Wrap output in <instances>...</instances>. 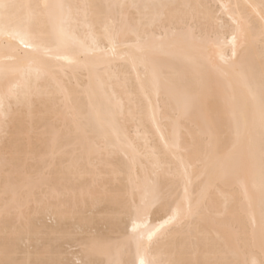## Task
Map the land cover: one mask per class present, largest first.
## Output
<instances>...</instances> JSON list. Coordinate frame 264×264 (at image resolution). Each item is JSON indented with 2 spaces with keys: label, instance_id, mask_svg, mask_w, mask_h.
Wrapping results in <instances>:
<instances>
[{
  "label": "snow or ice",
  "instance_id": "6c2138e0",
  "mask_svg": "<svg viewBox=\"0 0 264 264\" xmlns=\"http://www.w3.org/2000/svg\"><path fill=\"white\" fill-rule=\"evenodd\" d=\"M221 7L232 10V6ZM212 8L210 4L163 0L131 5L0 0V137L4 141L0 157V264H104L98 258L103 250L100 237L87 219L62 235L60 247L45 246L40 234L33 233L32 214L39 213L47 201L43 185L49 189L55 186L58 191L72 187V165H62L57 175L29 171L31 148L19 136H12L18 121L24 127L34 119L42 78L74 71L88 72L95 90L108 100L104 103L90 92L87 101L74 106L73 99L66 97L57 111L65 125H74L76 135L92 148L89 160L96 155L103 158L105 152L116 153L109 160L112 167L106 169L111 175L98 189L108 214L117 223H125L124 259L110 260L109 264H264V0L247 5L227 26L216 27L215 20L210 29L202 26L199 37L186 18L176 23L185 10ZM127 10L139 15V23L133 16L121 27ZM82 30L87 35L77 39ZM225 43L231 56L217 59V53L225 51ZM194 44L198 47L193 48ZM257 45L258 61L254 54ZM114 61H121L129 75L136 72L132 85L127 76L124 78L130 114L139 111V106L133 107V89L138 82L147 92L146 103L152 108L154 122H158V108L161 115L196 113L194 124L202 135L189 140L174 132L166 141V151L158 150L147 139L138 145L122 137L117 109L122 114L123 106L119 101L114 106L108 93L114 79L110 73L105 77L100 72L102 67L110 69ZM233 78L243 84V95L236 93ZM210 90L219 103H211ZM56 126L54 122L45 133ZM225 129L227 134L222 138ZM225 143L233 145L227 153L223 151ZM145 158L151 170L144 185L134 186L129 196L127 186L121 183L123 176L133 167L139 171V162ZM181 185L185 198L189 186L200 191L199 198L192 197L187 207L184 198L177 203ZM236 186L246 193L241 208L250 218L251 231L247 227L238 230L219 246L191 232L172 235L204 212L213 193H220L227 213L230 205L226 194ZM137 191L147 195L138 200ZM160 209L173 214L149 233L146 245L136 221ZM128 221L133 224L131 232H127Z\"/></svg>",
  "mask_w": 264,
  "mask_h": 264
},
{
  "label": "bare ground",
  "instance_id": "6f19581e",
  "mask_svg": "<svg viewBox=\"0 0 264 264\" xmlns=\"http://www.w3.org/2000/svg\"><path fill=\"white\" fill-rule=\"evenodd\" d=\"M18 2H28V0H18ZM35 2V0H33ZM44 2V0H39ZM50 3H112V4H136L144 2H153V0H48ZM160 2V0H155ZM163 2L173 4H191V5H213L212 9H188L181 13L180 18L176 20L177 24H181L183 19H187L192 30L199 33L203 27L211 28L213 20L216 21V27L221 25L227 26L241 12L246 10L247 5L259 4L260 0H163ZM221 6H232L229 10ZM236 6H240L238 9ZM258 11V9H257ZM135 17V22L139 23V15L135 14L134 10H127L123 14L121 27H124L129 18ZM194 21V22H193ZM171 23V20H169ZM87 35L83 30L78 34L77 39H83ZM159 35V32H157ZM223 39V36H221ZM228 39H231L229 35ZM125 43H132L126 41ZM104 45L101 44V47ZM198 45H193V48ZM255 57L259 60L260 52L258 45L255 48ZM40 55V54H37ZM120 55H124L121 53ZM220 55L226 58L231 56V48L225 43V51L217 53V59ZM56 67V66H54ZM101 75L107 77L110 73L114 82L109 84L108 93L115 102H121L123 112L117 109V114L120 116L119 134L126 138L127 141L143 145L147 139L154 147L160 151H166V141L173 133L178 138L187 137L189 140L193 136L199 137L202 132L195 127L196 113L191 115L181 114L177 112L174 116L168 114L161 115L160 109L156 110L158 122L152 120V108L146 103L147 92L136 82L133 89L136 103L133 107L139 106V111L130 114L127 107L128 93L124 90V78L128 77L129 85L135 81L136 72L128 74L127 69L122 67L121 61H114L112 67H102ZM95 77V72L92 73ZM119 76L117 81L115 77ZM233 87L238 95L244 94L243 84L236 78H233ZM40 87V98L34 104V119L29 120L27 126L21 127L20 122L12 129V136H19L20 139L31 148L29 155L28 169L32 171L36 169L41 174L57 175L59 168L64 165H72V187H64L62 190H57L55 186L49 189L47 184L43 185L42 195L47 196L45 207L39 213H33L31 227L33 233H39L45 246L60 247V238L63 234L70 231L87 219L92 225L93 230L99 235L102 245V251L98 258L102 259L104 264H109L110 260H122L123 249L125 247V223H117L107 212V207L104 206L100 199V191L105 181L111 175L106 169L112 167L109 163L110 157L115 158V151L112 153L105 152L103 158L99 155L89 160L92 154V148L83 142L77 135L74 125L66 126L57 107H63V101L66 97L72 98L75 102L83 103L88 100L91 92L94 97L99 96L107 103V96L103 92L95 90V81L90 79L88 72H72L58 73L42 78ZM83 99L80 100L79 98ZM153 101L155 96L152 97ZM209 100L212 104L219 103V97L209 91ZM100 101H97L99 106ZM163 103V102H162ZM168 113L172 112L171 107H168ZM59 117V119H58ZM56 127L45 133V128L52 129L53 123ZM31 134V136L29 135ZM227 134V129L221 133L223 138ZM163 137L164 139H161ZM3 138L0 137V157H2ZM233 148L231 143L223 145L224 153H227ZM140 163V170L137 171L133 167L130 172L125 173L121 181L127 186L129 196L132 194L134 186L141 187L147 178L148 172L151 170L150 161L145 158ZM2 180V173H0ZM114 182V180H113ZM39 191V189H38ZM142 195L140 191L136 192V198L139 200ZM229 208L227 213L224 212L223 202L220 199V193H213L208 197L207 203L204 205V212L195 219H191L184 224L182 228L175 230L172 235L177 233L187 235L189 232L202 236L215 246H219L220 241L227 239L236 231L245 227L251 231L250 218L241 208V205L246 200V193L241 186H236L227 194ZM200 191L192 190L189 186L188 197L185 198L184 186L179 188V196L177 203L181 198H184V206H188V202L192 197L199 198ZM71 204V207L69 206ZM176 205H172L175 210ZM167 211V214L165 212ZM173 214L167 209H160L155 213L147 214L142 220L136 221L138 225L137 231L142 233L145 238L146 245L149 243V233L155 232L159 226ZM51 223H49V221ZM48 221V222H47ZM19 222V221H18ZM257 223H258V207H257ZM29 222L25 220L24 226L28 227ZM2 225V221H0ZM133 224L127 222V232H131ZM163 246V242L161 244Z\"/></svg>",
  "mask_w": 264,
  "mask_h": 264
},
{
  "label": "rangeland",
  "instance_id": "374dc122",
  "mask_svg": "<svg viewBox=\"0 0 264 264\" xmlns=\"http://www.w3.org/2000/svg\"><path fill=\"white\" fill-rule=\"evenodd\" d=\"M48 221H49V220H48ZM48 221H47V222H48ZM49 223H51V221H49Z\"/></svg>",
  "mask_w": 264,
  "mask_h": 264
}]
</instances>
